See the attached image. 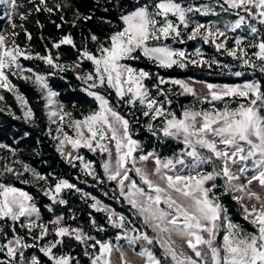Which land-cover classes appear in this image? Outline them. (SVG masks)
<instances>
[{"label":"snow or ice","instance_id":"1","mask_svg":"<svg viewBox=\"0 0 264 264\" xmlns=\"http://www.w3.org/2000/svg\"><path fill=\"white\" fill-rule=\"evenodd\" d=\"M94 2L96 11L102 10L99 16L96 11L81 12L70 0H0L4 9L0 20L7 21L0 30V104L4 93H10L21 114L6 104L0 112L36 125L28 97L12 78L31 83L44 101L49 120L46 135L56 141L57 152L98 184L105 180L96 172L95 162L86 160L79 150L106 154L100 164L103 176L115 182L112 198L123 201L128 214L66 178L42 174L19 159L17 148L0 143V149L13 158L9 163L0 156V221L11 222V235L0 226V264H45L39 256L26 257L29 249H38L47 264H82L80 257L64 250L71 249L72 242L82 247L87 264H264V0ZM70 9L69 21L65 13ZM112 11L115 18L108 15ZM40 12L58 15L61 23L52 21L57 29L95 21L99 31L88 28L80 44L68 32L51 48L46 46L45 53L34 52L30 44L21 46L17 39L23 32L31 41L25 22ZM198 16L216 19L201 22ZM37 24L44 26L39 20ZM190 41L199 42L200 47L189 52L178 46ZM205 45L231 57L242 70L233 71L234 65L206 56ZM62 46L74 49L76 59L61 62L58 50ZM23 60H39L47 70L26 67ZM140 61L169 70L216 67L235 77L245 76L250 69L262 79L222 85L198 82L191 77H165L137 66ZM86 62H90L87 70ZM68 73L96 105L80 118L58 99L60 92L50 83L52 77L65 78ZM196 83H204L206 91L198 93ZM173 95L195 99L178 113L171 107ZM121 104L134 110L127 114L131 119L118 110ZM136 111L148 118L145 127L157 140H175L183 147L163 157L156 148L145 150L132 131L133 123H139ZM109 145L114 146L115 158ZM209 165L210 171L206 170ZM26 173L30 178H24ZM9 176L47 197L48 212L68 205L62 193L74 190L91 210L103 214L101 223L88 213L90 228L97 233L112 229L114 235L97 238L83 227L67 224L63 214L43 222L36 197L8 181ZM254 181L261 191L251 187ZM226 196L239 205L248 228L233 219L223 202ZM246 199L254 203L247 204ZM71 219H76L75 213ZM114 253L119 254L118 260Z\"/></svg>","mask_w":264,"mask_h":264},{"label":"trees","instance_id":"2","mask_svg":"<svg viewBox=\"0 0 264 264\" xmlns=\"http://www.w3.org/2000/svg\"><path fill=\"white\" fill-rule=\"evenodd\" d=\"M70 2L75 8H79L81 12L87 13L88 11H96L94 0H70ZM2 12L3 10L0 6V16L2 15ZM101 14L102 10L96 11L97 16ZM108 15L115 18L114 11L109 12ZM65 19L69 21L72 19L71 9L65 13ZM37 20H39V22L44 25L43 28L38 26ZM53 20L56 22V24L61 23L58 15L49 16V14L45 12L33 14L25 22V27L32 36L31 41H27L25 34L21 32L17 42L21 44V46L30 44L34 52L45 53L46 46L47 48H51L52 42L57 41L63 34L71 32L76 39L77 44H80L82 37L87 35L88 28H93V30L99 31L95 21L90 22L87 25H79L78 27H72L71 24H65L61 29H57L56 24L52 23ZM3 23L4 21L0 20V27L3 25ZM17 23H19L18 20ZM5 27H7V23H5ZM178 46L187 47L188 50H193L200 46V44L197 41H190L187 43V45ZM58 51L61 55V62H71L72 60L76 59V52L70 46H62ZM203 51L205 52L206 56H214L222 63L234 65L233 71L242 70L239 67L238 62L234 61L231 57L216 53L215 49L210 45L203 46ZM55 52L56 50H54V54ZM22 62L26 66L32 67L39 71L47 70V66L39 60H23ZM137 66L149 68L153 72L159 71L160 74L165 77H193L211 83H238L249 79H262L259 73L253 74L252 71L245 72V76L243 77H235L228 74L227 70L223 73H221V71L219 72L218 68L216 67H213L212 69H201L190 66L186 70L179 68H173L170 70L157 69L155 66L147 64L145 61H140ZM89 67L90 62H86L85 69L87 70ZM12 79L14 83L18 84L20 91L28 97L31 106L36 113V125L27 123L23 119L16 120L8 115L7 112H0V142L8 144L13 148H17L19 159L24 160L42 174L66 178L71 183H74L80 187L83 191L97 196L104 203L111 205L112 207L116 208L117 211L124 212L127 215L128 206L123 201L117 202L112 198L113 194L110 189L115 187V182H107L106 177L103 176V169L100 167V164L102 159L106 158V154L102 156L99 152L92 153L89 150L83 148L79 150V154L83 155L86 160H92L95 162L96 172L101 176L102 179L105 180L104 184H98L91 176H85L84 173L80 171L79 166L75 168L70 166L67 161L57 152L55 146L56 141H54L50 136L46 135L49 120L44 108V101L41 99L40 94L31 83H27L16 78ZM50 83L56 91L60 92V100L67 106L68 110L73 111L77 118H80L81 113L87 114L90 109H94L96 107V105L93 103V99L81 91L80 82L75 79L72 73H68L65 78H61L60 75L52 77ZM149 83L151 84L153 82ZM4 95L5 101L2 102L0 106L3 104L10 105L12 110L15 111L17 115H20L21 109L19 108V105L15 101L12 94L5 92ZM171 98L174 100L172 105L176 107L180 101L183 102L190 100L191 96H173ZM161 99H163V97H161ZM112 100L115 104L114 95ZM73 105H75L74 108ZM118 110L121 112V114H124L127 118L131 119V117L127 116L129 112L133 111L130 106L121 104ZM136 116L139 117V123H133L132 131L134 132V138L141 139L143 141L145 150L156 148V150L161 155H167L171 152H176L182 147V144L175 140H166L164 142L157 140L145 127V124L148 122V118L140 116L139 111H136ZM52 128L54 131L56 125L53 124ZM26 133L27 135H25ZM2 156L6 157L9 163L13 159L7 150L4 149ZM2 163L3 162L0 161V164ZM16 167H19V165H16ZM208 169L211 170L210 165L208 166ZM77 177H79V179H77ZM24 178H30L29 174L26 173ZM133 178H136L137 182L139 183L138 177L133 176ZM6 179L10 182L16 183L19 187H24L36 197L37 204L41 207L43 222H48L54 219L55 215L63 214L67 224L71 225L72 227H83L86 231L90 232L91 235L97 236V238L104 239L114 235V230L112 229H109L107 233H97L94 229L90 228L88 213L91 211L101 223H104L103 214L95 213L93 210H91L88 207V204L80 199V194L76 193L74 190H65L62 193L64 198L67 199L69 203L66 206H55V212L53 213L48 212L45 207V205L49 204L50 201L47 197H44L36 187L20 184L18 181L13 180V178L10 176ZM217 183L222 184V181L218 180ZM104 192H108V196H104ZM223 202L229 206L233 219L236 222L242 224L244 227L248 228L249 225L242 219L239 205L233 201L230 196L224 197ZM73 213L76 215L75 220L71 219ZM0 225L4 226L6 230L9 231V235H11L8 222L0 221ZM17 230L21 234H24L23 229L18 228ZM29 242H31L30 239ZM64 250L71 251L74 256L81 258L82 264H87V258L82 256V247L77 243L72 242L71 249L65 248ZM32 255L39 256L42 260H45V264H47L46 258L43 257L42 253H39L38 249H29L26 251V257H31Z\"/></svg>","mask_w":264,"mask_h":264},{"label":"rangeland","instance_id":"3","mask_svg":"<svg viewBox=\"0 0 264 264\" xmlns=\"http://www.w3.org/2000/svg\"><path fill=\"white\" fill-rule=\"evenodd\" d=\"M196 2L197 3H203V2H207V0H196ZM1 6V8H2V10L4 11V9H3V6L2 5H0ZM1 16H3V12H2V15ZM225 19H231V18H234V17H228V16H225L224 17ZM197 19H200L201 20V22H207L208 20H211V19H216V17H197ZM4 21V23H3V25L0 27V30H2L3 28H5V23H7V21L6 20H3ZM237 34H240L239 33V31H238V33ZM244 34H247L246 32L244 33ZM231 43H232V41H229V44L231 45ZM198 47H200V46H198ZM189 52H192V51H194V49L193 50H188ZM25 65V64H24ZM26 66V65H25ZM26 67H28V66H26ZM218 71L220 72V69L218 68ZM226 71V70H225ZM251 72V70L250 69H248V70H245V72ZM188 78H190V77H185V78H181V79H188ZM191 78H193V77H191ZM193 79H195L196 81H198V82H206V81H204V80H200V79H197V78H193ZM207 83H211V82H207ZM238 83H242V82H238ZM215 84H236V83H220V82H217V83H215ZM195 87H196V89H197V92L198 93H204L205 91H206V89L204 88V83H196L195 84ZM175 91H179V89H178V87H176L175 88ZM173 96H175V95H173ZM172 96V97H173ZM178 97H180V96H178ZM59 100H60V98H58ZM195 98L194 97H191V99L190 100H188V101H180L179 102V104L176 106V107H174L173 105H171V107H172V109H174V110H176L178 113H179V110H180V108H181V106H183V105H189V104H191L192 102H193V100H194ZM61 101V100H60ZM62 102V101H61ZM173 102H174V100H173ZM63 103V102H62ZM219 106V105H218ZM204 107H208V105H204ZM134 111V110H133ZM158 123V122H157ZM70 134H72L71 132H70ZM134 139H137V138H134ZM137 140H139V141H141V143L143 144V141L141 140V139H137ZM0 143H2V142H0ZM4 144V143H3ZM110 147H113V158H115V150H114V146L113 145H109ZM182 147H183V145H182ZM181 147V148H182ZM180 148V149H181ZM180 149H178L176 152H178ZM68 150H70V151H73V154L75 155L76 154V152H75V150H72L70 147H69V149ZM2 153H3V149H0V156H2ZM174 152H171V153H169V154H167V155H172ZM167 155H161L162 157L163 156H167ZM147 167H148V169H149V171H151V169H152V167H153V164H152V162L151 161H149L148 162V164H147ZM206 170H208V171H210L209 169H208V166L206 167ZM251 187L254 189V190H256V191H261V188H260V186L258 185V183L257 182H253V184L251 185ZM245 203H247V204H251V203H254V201H248L247 199L245 200ZM8 224L10 225L11 224V222L10 221H8ZM1 226V225H0ZM51 238V237H50ZM191 254V253H190ZM129 256L130 257H132V253L131 252H129ZM114 257L118 260L119 259V254L118 253H114ZM30 258V257H29Z\"/></svg>","mask_w":264,"mask_h":264}]
</instances>
